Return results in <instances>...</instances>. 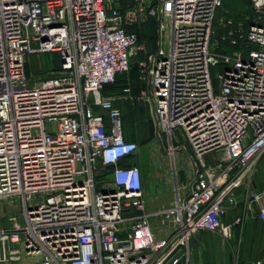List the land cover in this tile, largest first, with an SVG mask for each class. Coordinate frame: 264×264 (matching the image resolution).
Returning a JSON list of instances; mask_svg holds the SVG:
<instances>
[{"label":"built area","instance_id":"1","mask_svg":"<svg viewBox=\"0 0 264 264\" xmlns=\"http://www.w3.org/2000/svg\"><path fill=\"white\" fill-rule=\"evenodd\" d=\"M222 2L0 0V199L17 197L23 219L7 227L0 215V264H189L191 239L229 237L223 218L241 201L264 227V185L252 184L264 154V0L237 20ZM150 17L158 46L138 63L137 96H121L148 105L169 162L171 202L154 210L138 164H120L140 146L102 94L144 50L130 27ZM218 26L229 45H213ZM49 52L60 67L28 77L27 57Z\"/></svg>","mask_w":264,"mask_h":264},{"label":"rangeland","instance_id":"2","mask_svg":"<svg viewBox=\"0 0 264 264\" xmlns=\"http://www.w3.org/2000/svg\"><path fill=\"white\" fill-rule=\"evenodd\" d=\"M246 1L247 0H223L222 8H237L238 10H243L245 9L244 6ZM222 8L216 14L214 22L215 25L218 23V18L223 15ZM218 38V35L214 36L213 45H216ZM153 41L157 47V32L156 38L154 37ZM48 55L49 54H34L31 55L29 59L27 58V64L37 67L35 70L29 72V75L32 76V78L43 79L47 76L50 77L52 70L49 69L43 73L41 72L43 70L42 65L45 64ZM138 93L139 90L136 91L131 89L130 96L132 98L136 97ZM121 94L112 96L114 101L120 100L122 104V113H125V110L127 111V106H134L135 104H138L144 108L145 114L148 116V118H150L154 128L151 139L147 143L140 145L138 149V160H140L141 164L144 166L145 174L143 189L148 209L167 206L171 202L172 195L167 177L169 162L163 155L161 149L158 148V143H160V141L156 135V126L151 116V111L145 102L136 100L135 98L131 100L128 96L124 97L123 95L121 96ZM161 140L163 144H165L166 140L163 136L161 137ZM254 183H264V155L260 157L259 161L257 162L256 169L253 172L252 184ZM243 202L244 201H241L223 218L224 224H231L229 237L224 238L219 233H211L207 231L198 232L197 239L199 241L196 244L191 241L189 245V264H210L205 259L206 252L210 251L211 254L213 253L215 255L217 248L222 249L224 247L230 249V264H254L258 258L264 255V227L258 223V221L255 219V216L251 217L249 214L245 213ZM0 215L1 222L4 226L10 227V219L13 217H17V221L22 224L23 219L20 215L18 198L9 197L0 199ZM238 218L239 221L235 222ZM152 226L154 228L155 236H160V233L162 232L159 231L160 228L158 227V223L153 222ZM225 256L227 257V255ZM214 263L216 264L217 262Z\"/></svg>","mask_w":264,"mask_h":264},{"label":"trees","instance_id":"3","mask_svg":"<svg viewBox=\"0 0 264 264\" xmlns=\"http://www.w3.org/2000/svg\"><path fill=\"white\" fill-rule=\"evenodd\" d=\"M153 1V0H152ZM134 0H119V7L121 10L127 8L131 4H133ZM245 9L238 10L237 8L227 9L229 13L226 14L227 17L234 18V20L240 19L243 15L250 13L249 0L245 3ZM219 11V10H218ZM246 24V22H244ZM218 25V24H217ZM156 27L157 23L155 18L150 17L146 19L144 22L139 24H135L130 27L131 31H134L137 35L138 44H144V50H138L137 53L132 57L130 62V67L127 71L123 73H119L116 75L114 81L112 83L106 84L102 89V94L104 96H112L119 95L123 92V89L126 87H130L132 90H140L141 89V80L139 78V61L145 59L146 56L155 51V43L153 38H156ZM226 29L220 28L219 26L216 28V35H218V41L221 42L222 45H229V42L221 39L224 35ZM145 42V43H144ZM49 54L48 58L45 61V64L42 66V73L47 70H57L60 67V57L56 52L44 53ZM30 57V56H29ZM29 57H27L29 59ZM35 66H31L27 64V59L25 63L26 74L29 77V72L35 70ZM51 76V75H50ZM32 77V76H30ZM49 77V76H47ZM45 77V78H47ZM115 106L119 107L121 110V102L120 100L114 101ZM128 104V103H127ZM122 124H123V135L127 140H133L138 143V145H142L147 143L151 137L153 136V125L151 123L150 118L145 114V110L143 107L135 104L134 106H127V111L122 113ZM138 157H127L120 161L121 165H129L132 163L136 164ZM103 175V173H100ZM258 223L261 225L259 220L255 218Z\"/></svg>","mask_w":264,"mask_h":264},{"label":"crops","instance_id":"4","mask_svg":"<svg viewBox=\"0 0 264 264\" xmlns=\"http://www.w3.org/2000/svg\"><path fill=\"white\" fill-rule=\"evenodd\" d=\"M264 155V154H263ZM262 155V156H263ZM138 157V156H137ZM206 157V159L208 160V161H211V155H206L205 156ZM261 160H263V159H261ZM136 164H138V166L140 167V169H141V174H142V182H143V186H144V174H145V172H144V166L141 164V162H140V160H138L137 159V161H136ZM189 170L187 169V167H183L182 168V171H181V179L183 180V181H185V180H187L188 178H189ZM255 184V183H254ZM253 184V186L255 187V188H259V187H262L263 185H264V183L263 184H255L254 185ZM240 203V202H239ZM238 203V204H239ZM146 205H147V201H146ZM147 208H148V206H147ZM157 208H159V207H155V208H149V210H154V209H157ZM233 210V209H232ZM231 210V211H232ZM152 222H155V219H152ZM160 232H162V233H160L161 235L160 236H164L165 234H166V232L167 231H164V230H162V229H160L159 230ZM213 233V232H212ZM155 234V233H154ZM157 237H159V236H157ZM191 241L194 243V244H196L199 240L197 239V235H195L192 239H191ZM190 241V242H191ZM230 249L229 248H226V247H224V248H222V249H220V248H217V251H216V253H215V255L212 253H210V251H207L206 252V261L208 262V263H210V264H215L214 262H217L216 264H230V257H229V254H230V251H229ZM225 255H227V257L225 256ZM227 259V260H226Z\"/></svg>","mask_w":264,"mask_h":264},{"label":"flooded vegetation","instance_id":"5","mask_svg":"<svg viewBox=\"0 0 264 264\" xmlns=\"http://www.w3.org/2000/svg\"><path fill=\"white\" fill-rule=\"evenodd\" d=\"M137 156H138V154H137Z\"/></svg>","mask_w":264,"mask_h":264},{"label":"water","instance_id":"6","mask_svg":"<svg viewBox=\"0 0 264 264\" xmlns=\"http://www.w3.org/2000/svg\"><path fill=\"white\" fill-rule=\"evenodd\" d=\"M257 190V189H256Z\"/></svg>","mask_w":264,"mask_h":264}]
</instances>
